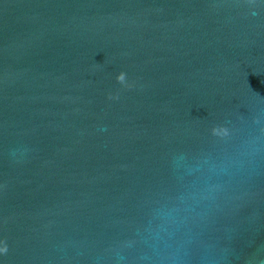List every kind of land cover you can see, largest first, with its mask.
<instances>
[{
    "label": "water",
    "instance_id": "1",
    "mask_svg": "<svg viewBox=\"0 0 264 264\" xmlns=\"http://www.w3.org/2000/svg\"><path fill=\"white\" fill-rule=\"evenodd\" d=\"M5 246L264 264V0H0Z\"/></svg>",
    "mask_w": 264,
    "mask_h": 264
},
{
    "label": "clouds",
    "instance_id": "2",
    "mask_svg": "<svg viewBox=\"0 0 264 264\" xmlns=\"http://www.w3.org/2000/svg\"><path fill=\"white\" fill-rule=\"evenodd\" d=\"M116 79H117V81L120 84H122V85H125L126 84V74L124 72L119 73L117 75ZM110 98H112V97H110ZM225 131L226 130H224V129H215V128L213 129V133L214 134H217V135H219V134H225ZM6 251H7V247L6 246L3 247V248H0V252H6Z\"/></svg>",
    "mask_w": 264,
    "mask_h": 264
}]
</instances>
